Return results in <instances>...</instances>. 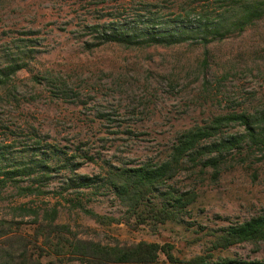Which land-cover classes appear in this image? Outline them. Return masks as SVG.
Masks as SVG:
<instances>
[{
	"label": "rangeland",
	"instance_id": "rangeland-1",
	"mask_svg": "<svg viewBox=\"0 0 264 264\" xmlns=\"http://www.w3.org/2000/svg\"><path fill=\"white\" fill-rule=\"evenodd\" d=\"M251 2L0 0V160L27 164L31 176L19 187L46 192L27 196L13 183L0 187V221L11 228L1 248L13 244L19 261L24 253L35 264H80L62 239L147 242L170 244L177 257L189 260L212 248L213 231L262 214L264 152L250 143L225 152L219 171L204 166L205 156L195 162L187 157L162 190L195 201L177 222L164 225H100L81 206L108 218L128 216V208L103 182L80 189L70 181L103 177L110 167L166 162L182 132L220 115L246 111L263 118L264 21L242 33L232 28L208 44L199 36L173 47L102 39L105 28L133 24L138 13H152L158 25L180 20L195 29L208 15L229 23L233 6ZM10 65L26 67L6 80L2 72ZM244 134V127L233 125L204 146ZM215 254L264 260V242Z\"/></svg>",
	"mask_w": 264,
	"mask_h": 264
},
{
	"label": "trees",
	"instance_id": "trees-1",
	"mask_svg": "<svg viewBox=\"0 0 264 264\" xmlns=\"http://www.w3.org/2000/svg\"><path fill=\"white\" fill-rule=\"evenodd\" d=\"M220 1L227 3V0ZM233 14L235 16L229 20V23L222 19L213 20L207 14L208 16H204L199 22V26L190 29L180 25L182 23L180 20H170L171 23L165 22L158 25L155 18L151 16L152 13L149 12V15L138 13L133 24L122 22L116 24L114 22L110 29L105 28L102 32V39L108 43L126 47H173L193 39L194 36H199L208 44L211 41L210 38L221 39L225 37L224 33L230 32L232 28L234 31L242 33L264 21V0H254L247 5L233 6ZM92 28H99V26ZM204 63L207 65L208 61ZM23 67L26 66L17 65L15 68L10 65L2 73L8 80L11 75ZM6 80L3 85L7 83ZM233 125L244 127V136H231L227 140H220L217 143L204 146L206 142L219 138L226 129ZM245 143H250L257 151L264 152V117L256 118L246 111L229 113L217 116L203 126H196L182 132L166 162L149 163L131 168L110 167L103 177L79 175L76 180L70 181L73 182L72 185L80 189H98L100 183L103 182L121 201L122 205L128 208V216L108 218L81 206L85 214L100 225L126 224L136 228L138 225L146 224L148 220H151L155 225H164L168 222H177L195 201V197L191 194L175 195L170 191L162 190L167 186V182L178 174L184 160L190 157L191 161L195 162L205 156L207 160L204 166L219 171L223 163L220 157L225 152L242 149ZM214 154L217 155L213 156ZM0 157L3 158L4 155ZM2 161L0 160L1 188L8 183H13L21 192H26L23 195L46 194V192L32 187H19L23 178L31 176V168L27 164L6 166ZM76 169L74 166L72 172H75ZM156 199L160 200V204L154 202ZM133 218L136 219L135 224L132 222ZM8 224L0 221V240L11 230ZM61 229H66V226ZM210 236L212 237V248L206 254L195 256L189 260L177 257L174 254V246L170 244L141 242L133 245L107 246L76 238L75 240L62 239L61 242L65 244L70 255L77 257L80 264H264V260L216 257L215 254L216 251H227L243 243L264 242V210L262 214L250 220L236 223L217 232L213 231ZM12 249H15L13 244L9 250L0 246V264H35V261H27L26 257L24 258V253L19 261L15 258V250L11 251Z\"/></svg>",
	"mask_w": 264,
	"mask_h": 264
}]
</instances>
